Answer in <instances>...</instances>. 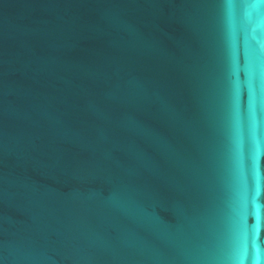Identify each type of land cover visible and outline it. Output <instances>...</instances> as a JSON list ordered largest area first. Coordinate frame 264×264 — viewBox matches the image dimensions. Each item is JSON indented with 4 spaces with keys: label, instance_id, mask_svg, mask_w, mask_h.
<instances>
[{
    "label": "water",
    "instance_id": "1",
    "mask_svg": "<svg viewBox=\"0 0 264 264\" xmlns=\"http://www.w3.org/2000/svg\"><path fill=\"white\" fill-rule=\"evenodd\" d=\"M0 264H264V0H0Z\"/></svg>",
    "mask_w": 264,
    "mask_h": 264
}]
</instances>
